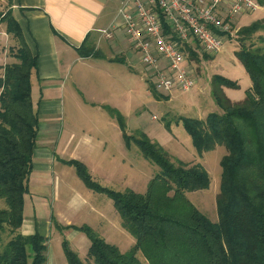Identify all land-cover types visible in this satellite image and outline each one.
<instances>
[{"label":"trees","instance_id":"obj_1","mask_svg":"<svg viewBox=\"0 0 264 264\" xmlns=\"http://www.w3.org/2000/svg\"><path fill=\"white\" fill-rule=\"evenodd\" d=\"M0 24L18 42V47L10 50L17 62L5 65L0 76V200L4 203L0 207V234L9 235L0 248V264H45L47 239L38 233H20L39 132L30 83L37 58L31 55L10 10L0 11ZM260 31H264V24L257 21L240 28L237 35L244 40ZM238 45L235 56L251 82L245 98L230 101L223 88L236 89V85L213 77L211 96L220 112L209 114L205 121L181 120L198 157L216 147L226 151L220 160L217 222L200 213L186 196L209 188L210 178L202 165L173 161L140 131L124 134L126 144H133L144 160L158 168L144 194L103 188L81 162L62 161L89 190L112 200L122 228L135 241L122 253L89 226H62L52 218L60 234L71 229L86 236L89 246L85 259L90 264H142L138 253L147 264H264V50L248 48L242 41ZM76 52L80 58L104 59L87 40ZM103 109L116 117L123 129L116 109ZM61 248L67 264H88L66 239Z\"/></svg>","mask_w":264,"mask_h":264},{"label":"rangeland","instance_id":"obj_2","mask_svg":"<svg viewBox=\"0 0 264 264\" xmlns=\"http://www.w3.org/2000/svg\"><path fill=\"white\" fill-rule=\"evenodd\" d=\"M255 2L264 5V0H255ZM7 4L6 0H0L1 12L7 9ZM257 21L264 24V9L260 8L255 12L236 16L231 26L236 29L237 24L242 28ZM223 41L221 52L213 57L205 54L199 46L190 49L187 66L191 69L192 77L197 84L187 92L179 89H172L170 92L162 89L155 90L154 79H150L153 72L149 67L139 61L131 66L130 62L138 60L136 52L132 49L130 51L135 55L132 54L131 61L115 55V58H121L125 62L107 63L94 60L88 62L90 67L83 68L81 71L80 63H77L62 81L57 95L58 101L54 102L50 108V111H54L57 116L48 120L49 117L44 113L38 114L37 142L40 150L45 149V144L48 145L45 127L48 121H52L57 129L53 134L57 138L58 153L65 160H69L68 153L71 149L67 154H61L64 142L71 135L74 138L72 146L78 140L87 138L97 146L93 151V165L97 170L95 182L103 188L116 192L131 190L137 194H144L148 183L158 172V168L144 160L133 144L128 146L124 137V134L132 135L140 131L160 146L173 161L188 165L200 164L204 167L210 178L209 188L188 193L186 196L200 213L216 223V197L221 177L220 160L226 151L223 147H216L215 150L198 157L181 120L191 118L205 121L209 114L220 112L211 96L213 77L223 78L236 85V89L223 88L225 97L230 101L239 102L245 98L251 82L237 60L235 52L240 49L238 45L240 41L248 48L264 50V31L257 32L244 40L235 34L224 38ZM125 42L128 41L125 40ZM127 46L129 49L130 43H127ZM85 98L88 101L98 102L99 106H90ZM101 105L116 109L122 118L123 129L117 118L110 116ZM54 171L56 179L53 177L49 186L44 185L40 188L47 197L48 204L55 206L57 211L58 208L61 209V205L67 207V203H73L76 207L78 197H85L95 211L89 212L87 207H81L73 210L71 214L67 207L64 210L66 217L74 225H80L81 221H86L84 219L92 221L97 225V229L94 226L92 228L99 237L107 239L106 242L115 245L120 252H128L135 241L122 229V220L116 213L112 200L106 195L91 193L87 190L72 167L57 162L54 165ZM54 195L57 196L56 200L59 199L57 202H53ZM27 201H30L29 196ZM0 207H4L2 200H0ZM47 212L51 213V210ZM26 213L27 219L37 215L31 205L27 207ZM49 215L46 211H41L38 216L40 219H47ZM51 232L47 237L45 264L49 259H52L51 264H67L61 248L63 239L69 242L70 248L79 257L83 260L86 258L87 246L81 239L87 243L89 240L84 234L71 229L62 234L54 229ZM8 239L9 235L6 232L0 234V248ZM137 257L142 264H147L140 253ZM85 261L90 264L88 260L85 259Z\"/></svg>","mask_w":264,"mask_h":264},{"label":"crops","instance_id":"obj_3","mask_svg":"<svg viewBox=\"0 0 264 264\" xmlns=\"http://www.w3.org/2000/svg\"><path fill=\"white\" fill-rule=\"evenodd\" d=\"M6 2H10L7 4L6 10L12 12V16L21 29L23 40L31 55L37 58L36 69L32 70L30 74L31 98L37 113H44L49 117L48 120L53 118V116H57L54 111H50V108L54 102L58 101L59 88L62 81L68 76L69 71L73 70L77 63H80L79 70L81 71L83 68L91 66L88 65V62L98 60L90 57L80 58L78 56L76 48L81 46L85 40H87L89 47H94L103 55L104 59L99 61L112 63L115 62L113 60H120L125 62V60L131 61L133 57L132 54L134 53L130 51L132 49L131 43L124 33L123 19L119 14L122 0H6ZM261 9H264V6H261ZM235 26L238 29L240 28L237 24ZM104 31L110 33V36H104ZM125 40L130 43L129 49L128 46L126 47L127 43ZM17 47V40L6 34L5 25L0 24V76L3 74L5 65L17 62L10 52V50H14ZM115 55H120L125 60L115 58ZM137 61L130 62L131 66L136 64ZM163 65L165 64L163 63ZM85 100L90 106H99L98 102L88 101L86 98ZM47 123L45 127L47 135L45 137L48 139L46 142L48 145L45 144V149L41 148L40 150L39 143L36 142V148L33 151L32 170L28 182V193L24 197V220L20 233L24 236L38 233L47 239L48 235L52 233L51 231L55 230L52 218L62 226L87 225L90 228L94 226L97 229V225L87 219H84L86 221H81L80 225H74L64 213L67 207L71 214L73 210L81 207H87L89 212H94V207L85 197H78V205L76 207H74L73 203H67V207L61 205V209L58 208L56 211L55 206L48 204L47 197L40 189L41 186H49L53 177L56 179L54 165L57 162L61 164L62 161H66L58 153L57 138L53 134L57 130L56 125L52 121ZM73 139L71 135L64 142L60 151L61 154H67L71 149V152L68 153L69 160L76 159L84 164L92 179L96 180L97 170L93 165V151L97 146L87 138L81 141L78 140L72 146ZM87 190L89 189L87 188ZM89 191L94 193L91 190ZM27 196H29V202L27 201ZM56 198L57 196L54 195L53 202L59 200H56ZM32 199L36 200L31 201ZM29 205H31L32 210L37 215L27 219L25 215ZM70 208L72 209L70 210ZM47 210H51V213L47 212ZM41 211H46V214H50L49 218L40 219L38 215ZM103 239L107 241L104 237ZM81 240L88 249L89 243L83 239ZM51 263L52 259H49L47 264Z\"/></svg>","mask_w":264,"mask_h":264},{"label":"built area","instance_id":"obj_4","mask_svg":"<svg viewBox=\"0 0 264 264\" xmlns=\"http://www.w3.org/2000/svg\"><path fill=\"white\" fill-rule=\"evenodd\" d=\"M260 8L255 0H122L119 14L132 51L153 72V88L187 92L197 84L187 66L190 49L216 56L239 30L232 20Z\"/></svg>","mask_w":264,"mask_h":264}]
</instances>
